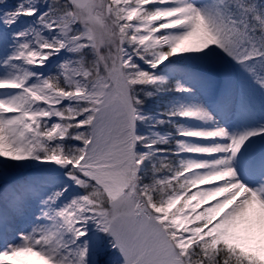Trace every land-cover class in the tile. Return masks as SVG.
<instances>
[{
	"label": "snow or ice",
	"instance_id": "obj_1",
	"mask_svg": "<svg viewBox=\"0 0 264 264\" xmlns=\"http://www.w3.org/2000/svg\"><path fill=\"white\" fill-rule=\"evenodd\" d=\"M0 264H264V0H0Z\"/></svg>",
	"mask_w": 264,
	"mask_h": 264
}]
</instances>
